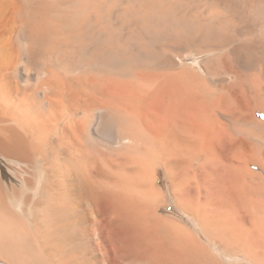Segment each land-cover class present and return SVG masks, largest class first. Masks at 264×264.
<instances>
[{
    "label": "bare ground",
    "instance_id": "6f19581e",
    "mask_svg": "<svg viewBox=\"0 0 264 264\" xmlns=\"http://www.w3.org/2000/svg\"><path fill=\"white\" fill-rule=\"evenodd\" d=\"M262 111L264 0H0V264H264Z\"/></svg>",
    "mask_w": 264,
    "mask_h": 264
},
{
    "label": "rangeland",
    "instance_id": "374dc122",
    "mask_svg": "<svg viewBox=\"0 0 264 264\" xmlns=\"http://www.w3.org/2000/svg\"><path fill=\"white\" fill-rule=\"evenodd\" d=\"M257 117L264 120V111L258 112L257 113ZM251 168H252L253 171H256V173L263 174L262 177L264 178V173L262 172V169L260 167L258 169V166L257 167L256 166H251ZM263 183H264V180H263ZM258 211L259 210L256 211L258 213L257 214V219H259L260 221H262V219L264 217H263L262 213L261 212H258ZM258 216H260V217H258Z\"/></svg>",
    "mask_w": 264,
    "mask_h": 264
}]
</instances>
